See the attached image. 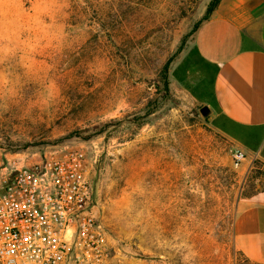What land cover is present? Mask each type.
<instances>
[{"label": "rangeland", "instance_id": "1", "mask_svg": "<svg viewBox=\"0 0 264 264\" xmlns=\"http://www.w3.org/2000/svg\"><path fill=\"white\" fill-rule=\"evenodd\" d=\"M210 2L0 0V166L85 148L98 214L133 264H264L234 240L264 160L236 167L172 75Z\"/></svg>", "mask_w": 264, "mask_h": 264}, {"label": "crops", "instance_id": "2", "mask_svg": "<svg viewBox=\"0 0 264 264\" xmlns=\"http://www.w3.org/2000/svg\"><path fill=\"white\" fill-rule=\"evenodd\" d=\"M172 75L236 148L264 160V0H220ZM234 240L245 256L264 261V191L238 202Z\"/></svg>", "mask_w": 264, "mask_h": 264}, {"label": "built area", "instance_id": "3", "mask_svg": "<svg viewBox=\"0 0 264 264\" xmlns=\"http://www.w3.org/2000/svg\"><path fill=\"white\" fill-rule=\"evenodd\" d=\"M91 160L72 146L0 166V264H133L98 214Z\"/></svg>", "mask_w": 264, "mask_h": 264}, {"label": "trees", "instance_id": "4", "mask_svg": "<svg viewBox=\"0 0 264 264\" xmlns=\"http://www.w3.org/2000/svg\"><path fill=\"white\" fill-rule=\"evenodd\" d=\"M220 2V0H211V2L209 3V5L207 6L206 12L204 14V16L202 17V19L197 22L196 26H195V32L197 31V29L199 28V26L206 20L209 18V16L211 15V13L215 10L216 6L218 5V3ZM174 75H177V72L174 71ZM178 78V77H177ZM180 80V79H179ZM165 86L166 89H168V79L165 78Z\"/></svg>", "mask_w": 264, "mask_h": 264}, {"label": "water", "instance_id": "5", "mask_svg": "<svg viewBox=\"0 0 264 264\" xmlns=\"http://www.w3.org/2000/svg\"><path fill=\"white\" fill-rule=\"evenodd\" d=\"M201 111H202V113H207V112H209V108H208V106H207V105H204V106L201 108Z\"/></svg>", "mask_w": 264, "mask_h": 264}]
</instances>
